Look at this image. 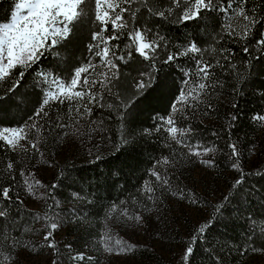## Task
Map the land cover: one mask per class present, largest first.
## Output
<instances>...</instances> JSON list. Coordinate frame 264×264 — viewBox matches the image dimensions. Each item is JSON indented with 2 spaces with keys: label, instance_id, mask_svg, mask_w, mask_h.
I'll return each mask as SVG.
<instances>
[{
  "label": "trees",
  "instance_id": "1",
  "mask_svg": "<svg viewBox=\"0 0 264 264\" xmlns=\"http://www.w3.org/2000/svg\"><path fill=\"white\" fill-rule=\"evenodd\" d=\"M111 2L129 8L123 16L127 27L114 31L109 23L103 33L105 38L118 37L107 45L115 68L95 55L99 49L89 47L98 43L92 36L101 25L88 0L87 15L65 41L38 64L27 69L17 66L0 79V129L25 127L31 141L20 152L0 138V211L5 213L0 216L1 263L9 264L14 255L9 242L21 241L31 226L49 230L52 222L62 223L70 210L82 219L73 231L79 238L93 239L114 209L132 216L155 210L157 215L169 209L172 199L185 214L188 208L196 215L171 228L178 257L166 264H253L252 257L264 252V45L259 43L264 39V0L243 4L213 0L215 10H202L199 18L186 22L180 18L194 0ZM241 9L244 15L239 14L240 21L230 27V17ZM13 10L14 0H0V23L8 22ZM136 30L155 42L149 59L136 51V41L130 39ZM190 42L202 51L177 55ZM169 55L174 59L169 60ZM91 60L105 70L103 79L87 77L89 84L74 90L91 89L94 101L87 95L71 101L61 96L42 105L46 94L55 90L40 79L42 70L66 84L74 69ZM201 62L211 65L207 80L198 75ZM141 81L143 89L138 88ZM198 83L206 88L200 90ZM189 88H196L193 96L198 99L177 103L181 90L187 95ZM169 116L178 129L176 139L166 126ZM72 126L84 133L86 148L75 159L59 162L62 135ZM233 144L238 156L233 155ZM207 147L213 149L205 154L206 161H212L207 163L212 184L204 182L202 190L190 183L194 172L188 164L194 159L193 150ZM255 149L263 155L252 160ZM42 157L55 169L50 181L38 172ZM238 180L242 182L237 184ZM214 182L220 185L215 198ZM34 183L43 193L39 209L26 203L27 186ZM5 188L10 189L7 199L2 195ZM190 246L193 252L185 260ZM131 249L138 259L162 263L161 256L147 246L132 244ZM53 256L54 264L66 262L57 242Z\"/></svg>",
  "mask_w": 264,
  "mask_h": 264
},
{
  "label": "snow or ice",
  "instance_id": "2",
  "mask_svg": "<svg viewBox=\"0 0 264 264\" xmlns=\"http://www.w3.org/2000/svg\"><path fill=\"white\" fill-rule=\"evenodd\" d=\"M94 4L93 14L95 21L101 25V29L98 32L93 33V40L98 41L95 45H90V49L93 47L99 49L96 51L95 55L101 57L102 62H106V66L110 69L115 68L116 65L112 63L109 59L110 49L107 45L112 41L117 39L116 36H109L107 38L103 37V33L108 30V24L111 23L113 30L121 29L127 27L123 20L124 13L129 11V8L120 7L119 3H112L111 0H91ZM175 3H179L180 0H174ZM87 3L88 0H14V10L11 13L9 22L0 23V79L7 78L12 69L20 66L22 68H31L33 65L38 64L40 59L45 55V53H50L57 45L65 41L73 31V27L82 20L83 17L87 15ZM125 4L131 5L132 0H124ZM244 3V0H241ZM119 8V13H116V9ZM202 10H215L213 5V0H194L190 2L186 9L183 11L181 16V21L186 22L200 17ZM227 11V9H225ZM111 13V14H110ZM113 14L115 18L113 19ZM135 16V12L131 13ZM163 16V12L158 13ZM240 15H244L243 9L240 10ZM246 20L250 19L248 16H244ZM255 22V21H253ZM232 34L231 32L229 33ZM247 32H245L244 38H246ZM130 39L138 41V46L136 51L149 59V51H154L153 47L154 41L145 42L144 35L136 30L134 35H130ZM260 44L264 45V39L259 41ZM104 45V47H101ZM159 45H156L158 47ZM146 49L148 51H146ZM202 50L197 46L195 42H190L189 46L181 53L177 55L187 56L190 53H200ZM247 51V49H245ZM123 59V57H119ZM169 60L174 59L172 55H169ZM92 64L81 65L80 67L74 69L72 77L65 84L64 80L59 76L54 74L46 73L41 71L38 75L44 83L49 86V88H54V91H49L46 94V98L41 102L42 105L48 104L50 99H60L61 96L71 101L73 98L78 97L83 99L85 95L90 97V101L96 99L92 95L91 89L87 92L84 91H74L78 86L88 85L89 80L87 76H84L81 82V76L84 73L89 72L92 68ZM211 65L207 63H199L197 65L198 75H202L205 80L209 76ZM24 76V72L20 73V77ZM96 81H92L95 85ZM184 83L187 85L189 81L186 79ZM19 81H16L14 88L18 86ZM145 87L144 83L141 81L138 85L139 89ZM197 87L200 90H204L206 85L204 83H198ZM196 88H189L188 94L185 95L184 90H181L180 96L177 103L187 102L189 97L192 99H198V96H193V92ZM63 102V101H61ZM131 101L129 102L130 105ZM176 105H173V111H176ZM43 109L36 113L37 116L41 115ZM79 112V109H77ZM90 112L91 109H86ZM166 123L170 126L168 128L169 134L173 139H176V134L178 129L174 126V122L169 116L166 119ZM35 128V124L32 125ZM5 132H10L11 138L5 135ZM183 135V131L180 132ZM27 133H25L24 128L19 129H5L0 131V138H2L10 146H15L19 143L20 139H26ZM36 147L35 144L32 145ZM201 146H197L199 148ZM233 150V155L238 156L239 153L236 150V146L230 145ZM213 149L211 147L203 148L204 153L211 152ZM192 154L199 156L200 151H193ZM167 162V161H165ZM206 163H212V161H206ZM11 168V164L8 165ZM232 167H238V164H233ZM157 179H160L159 173H154ZM167 183V181H164ZM242 181H237L240 184ZM9 188L3 189L2 195L4 198H9ZM28 191H32V186H28ZM5 215L4 212L0 211V216ZM41 217H38V219ZM136 219H140L139 216ZM59 227L58 223L52 222L49 225L50 230L45 233L44 239L48 241V246L55 248L56 242L53 237V231ZM204 228L199 231L202 234ZM70 247V246H69ZM193 252V248L190 246L186 249L185 260ZM82 258V257H81ZM76 259V257H74Z\"/></svg>",
  "mask_w": 264,
  "mask_h": 264
},
{
  "label": "rangeland",
  "instance_id": "3",
  "mask_svg": "<svg viewBox=\"0 0 264 264\" xmlns=\"http://www.w3.org/2000/svg\"><path fill=\"white\" fill-rule=\"evenodd\" d=\"M240 19L238 12L231 16L229 19L230 27L234 26V23L240 21ZM145 42L149 41L145 38ZM136 45L138 46V41H136ZM146 51L148 50L146 49ZM92 62L93 60L86 65L92 64ZM92 66L89 69L90 72L85 73V75L102 80L105 70L95 64H92ZM166 126L167 128L170 127L168 124ZM19 128H24L25 133H27L25 127H5L1 128L0 131ZM4 134L11 138L10 132ZM85 138L84 133L79 130L78 126L67 127L62 135V144L57 154V160L66 162L75 159L81 152L83 153V148H86ZM30 142L27 133L26 139H20L19 143L12 147L24 152L27 147L31 146ZM198 151L201 154L199 156L192 154L194 159L188 164L194 172L190 183L199 186L203 190L205 188L204 182L212 184V176L206 163V153L203 150ZM261 155H263V151L255 149L252 160L259 159ZM43 160L42 157L40 160L42 164H40L38 172L44 180L50 181L55 174V169L50 164H44ZM31 186V192L28 191L27 186L26 203L30 207L39 209L43 195L41 187L37 183L31 184ZM218 187L220 188V185L216 186L214 182V198L218 195ZM210 188L207 192H211ZM176 203L169 199L168 204L170 207L167 206L169 209L158 211L157 215L155 210L140 212L132 216L125 211L114 209L105 218L102 227L97 232V237L93 239L79 238V233L73 231V227L82 219H78L80 217H77L75 210H70L64 221L58 223L59 227L53 231L52 238L57 242V248L64 260L66 259V262L62 261L61 264H154L156 261L154 258L149 260L144 257L140 259L135 257L137 254L131 249L132 244L149 247L150 251H154L161 256L163 264H166L169 260L170 262L174 261L178 257V247L175 242H171L173 240V237H170L171 228L175 226V223L181 224L184 217L194 218L196 215L195 210L188 208H184L185 214ZM137 216L140 219H136ZM83 225L84 223L80 222L79 228L81 229ZM47 231L43 230L41 225L31 226L26 229L21 241L9 242L10 249L14 251L9 264H54L56 257L53 256V248L49 247L48 241L44 239ZM0 257H4L2 253H0ZM1 262L0 258V264H5ZM251 262L253 264H264V252L256 253Z\"/></svg>",
  "mask_w": 264,
  "mask_h": 264
}]
</instances>
